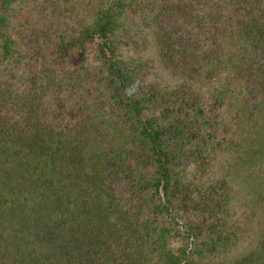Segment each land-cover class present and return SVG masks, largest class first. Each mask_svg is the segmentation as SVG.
Returning a JSON list of instances; mask_svg holds the SVG:
<instances>
[{
	"label": "trees",
	"instance_id": "trees-1",
	"mask_svg": "<svg viewBox=\"0 0 264 264\" xmlns=\"http://www.w3.org/2000/svg\"><path fill=\"white\" fill-rule=\"evenodd\" d=\"M0 264H264V0H0Z\"/></svg>",
	"mask_w": 264,
	"mask_h": 264
},
{
	"label": "rangeland",
	"instance_id": "rangeland-1",
	"mask_svg": "<svg viewBox=\"0 0 264 264\" xmlns=\"http://www.w3.org/2000/svg\"><path fill=\"white\" fill-rule=\"evenodd\" d=\"M139 55L143 58L144 61L146 60L147 62H149V65H147L149 70L148 75L146 77L147 82L153 80L159 83L163 82L164 79L167 81L170 80L169 76L167 75V72L161 67L158 58L154 55L152 50H150V52H145L144 54L143 52H140ZM146 61L145 63L147 64ZM153 76H157V78Z\"/></svg>",
	"mask_w": 264,
	"mask_h": 264
}]
</instances>
